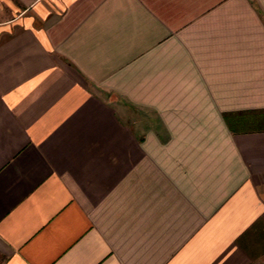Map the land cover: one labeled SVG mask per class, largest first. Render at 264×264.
Masks as SVG:
<instances>
[{
	"label": "crops",
	"instance_id": "1",
	"mask_svg": "<svg viewBox=\"0 0 264 264\" xmlns=\"http://www.w3.org/2000/svg\"><path fill=\"white\" fill-rule=\"evenodd\" d=\"M264 264V0H0V264Z\"/></svg>",
	"mask_w": 264,
	"mask_h": 264
},
{
	"label": "built area",
	"instance_id": "2",
	"mask_svg": "<svg viewBox=\"0 0 264 264\" xmlns=\"http://www.w3.org/2000/svg\"><path fill=\"white\" fill-rule=\"evenodd\" d=\"M250 264H256V263H250Z\"/></svg>",
	"mask_w": 264,
	"mask_h": 264
}]
</instances>
